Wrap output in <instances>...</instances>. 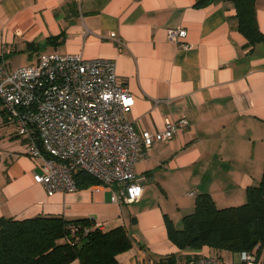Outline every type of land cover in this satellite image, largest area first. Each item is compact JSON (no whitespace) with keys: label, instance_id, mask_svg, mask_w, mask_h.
<instances>
[{"label":"crops","instance_id":"0c3cea01","mask_svg":"<svg viewBox=\"0 0 264 264\" xmlns=\"http://www.w3.org/2000/svg\"><path fill=\"white\" fill-rule=\"evenodd\" d=\"M207 2L0 0V56L112 59L134 97L128 119L137 130L156 131L166 120L183 117L189 121L188 130L155 143L137 164L146 180L141 200L132 204L113 203L106 188L49 196L33 179L39 169L25 141L14 128L3 131L0 216L91 219L105 231L125 226L133 248L118 256L120 264H156L161 257L182 255L169 240L165 215L182 227L201 193L220 208L247 201L264 172V45L246 46L232 2ZM256 6L264 33V0ZM178 27L188 31L191 48L168 40L167 29ZM200 253L217 254L208 247ZM224 253L219 256L225 260ZM227 255L229 264H239Z\"/></svg>","mask_w":264,"mask_h":264},{"label":"built area","instance_id":"2783aa9c","mask_svg":"<svg viewBox=\"0 0 264 264\" xmlns=\"http://www.w3.org/2000/svg\"><path fill=\"white\" fill-rule=\"evenodd\" d=\"M188 31L168 28L167 38L183 49L191 48ZM0 99L4 118L25 141L26 154L36 162L35 183L49 196L78 189L77 174L84 172L112 192V202L141 200L145 178L136 167L157 142L171 141L186 131V117L166 120L163 128L137 130L128 119L134 97L116 72L112 59H86L81 54L50 53L35 63L14 69L0 56ZM99 225L94 222L86 233ZM71 242L80 241L72 225ZM177 257L174 264H229L218 256L198 253ZM239 264H264V256L241 252Z\"/></svg>","mask_w":264,"mask_h":264},{"label":"trees","instance_id":"16d2710c","mask_svg":"<svg viewBox=\"0 0 264 264\" xmlns=\"http://www.w3.org/2000/svg\"><path fill=\"white\" fill-rule=\"evenodd\" d=\"M235 5L237 29L246 38L247 47L264 45V33L257 20V0H229ZM208 3L202 0L201 4ZM79 189L101 184L96 178L79 172ZM135 219H133L134 221ZM136 222V220L134 221ZM94 220H67L59 216H35L16 219L0 216V264H120L118 256L133 248L125 226L105 231L91 227ZM169 240L187 257L208 247L217 252L255 251L264 254V172L260 184L248 190L247 201L238 206L220 208L212 196H196L195 210L184 216L177 228L165 215ZM78 227L80 241H71L70 226ZM216 254V255H217ZM193 255V256H194ZM176 254L161 257L156 264H174Z\"/></svg>","mask_w":264,"mask_h":264},{"label":"rangeland","instance_id":"374dc122","mask_svg":"<svg viewBox=\"0 0 264 264\" xmlns=\"http://www.w3.org/2000/svg\"><path fill=\"white\" fill-rule=\"evenodd\" d=\"M7 62H8V67L12 70V69L17 68V67L22 66V65H30V64H33L36 61L35 60L34 61L30 60L26 55H23L21 53H16L12 57H10V59L7 60ZM13 128L14 127L11 124L6 123V121H5V118H4V104H3V102L0 99V143H1V136H2V134L4 132L8 131V130L13 129ZM18 138H20V137L18 136ZM185 253H188V252H182V255H181V253H179V256L178 257L185 258L187 256V255H185ZM232 254L234 255V257H236V262L240 263L241 262V256H240L241 253L236 252V253H232ZM224 256H225L224 258L226 260V263H228L230 260L228 258L227 252L224 253ZM261 256L263 257L264 254L261 255Z\"/></svg>","mask_w":264,"mask_h":264}]
</instances>
